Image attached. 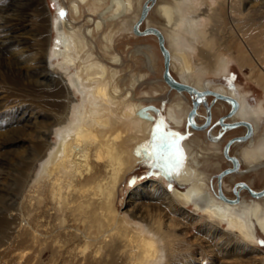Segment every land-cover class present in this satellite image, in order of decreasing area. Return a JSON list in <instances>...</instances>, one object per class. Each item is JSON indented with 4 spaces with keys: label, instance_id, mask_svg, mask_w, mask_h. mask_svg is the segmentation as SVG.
<instances>
[{
    "label": "bare ground",
    "instance_id": "6f19581e",
    "mask_svg": "<svg viewBox=\"0 0 264 264\" xmlns=\"http://www.w3.org/2000/svg\"><path fill=\"white\" fill-rule=\"evenodd\" d=\"M37 1L40 5L34 7ZM150 1L159 27L153 28L162 36L169 75L195 90L233 99L238 109H234L235 115L229 121L246 120L252 127L248 139L234 150L240 169L231 177L246 171L257 174L264 165V99L250 100L249 90L236 84L228 88L217 79L228 74L229 55L241 69L250 68L247 76L264 91V0ZM21 2L0 0V54L32 41L33 62L25 67H7L0 85H16L11 73L29 78L24 86L29 91L23 97L31 96V103L25 105L33 113V131L28 140L30 160L23 172V191L20 190V206L24 205L29 216L21 218L10 213L0 218V241L20 237L29 244H53L58 258L69 260L67 255H72L74 264H192L191 248L195 244L187 236V225L206 235L211 244L224 245L226 251L229 248L230 252L223 251L225 255L253 247L258 231L264 235V195L249 194L246 199L241 194L245 188L239 187L234 191L236 197L228 196L225 193L232 190V185L220 182L226 174L217 180L219 191L209 185L208 173L201 163L220 167L222 145L217 141H182L186 162L175 177L178 184L172 193L162 182L154 181L131 190L132 196L141 191L156 196L165 210L148 218L131 211L132 219L139 224L124 225L135 231L126 229L112 209L116 184L138 164L141 145L152 131L154 113L144 102L152 101L149 95H157L155 87L160 82L149 79L157 66L148 47L129 52L143 61L146 71L132 69L130 60L115 49L117 36H131L143 6L141 0H52L54 13L48 10L47 0ZM144 5L147 10L148 4ZM62 11L66 16L61 15ZM146 15L147 11L142 20L148 25L151 17ZM216 44L226 55L215 49ZM259 72L262 80L257 77ZM208 74L213 77L208 79ZM147 82L151 84L150 92L141 91L144 97L136 98L137 87ZM176 91L163 108L164 117L172 128L182 129L186 127L191 99L188 92ZM218 102L223 108L224 104L232 106L229 101ZM8 108L0 104V122L7 121L8 125L26 109L16 105ZM141 110H147V117L140 115ZM4 127L0 124V129ZM194 146L196 154L190 159ZM214 157L217 162L212 160ZM220 184L224 190H220ZM245 184L253 190L250 181ZM84 203L96 204L99 211L79 233L77 226H69V216H75L76 206ZM189 205L192 210L187 209ZM50 210L53 211L49 213ZM45 214L56 220L54 224L46 220L49 233L41 229ZM95 226L99 236L91 238ZM63 235L68 238L65 242L60 237ZM193 239L200 238L195 235ZM82 242L83 247H71ZM67 243L70 246L63 245ZM209 253L205 250L203 261L210 259ZM41 254L42 251L23 250L7 261L40 264Z\"/></svg>",
    "mask_w": 264,
    "mask_h": 264
},
{
    "label": "rangeland",
    "instance_id": "374dc122",
    "mask_svg": "<svg viewBox=\"0 0 264 264\" xmlns=\"http://www.w3.org/2000/svg\"><path fill=\"white\" fill-rule=\"evenodd\" d=\"M20 1H22L21 3H23V0H20ZM149 1L150 0H143V1L141 0L143 5L145 3L148 4V8L146 10L147 11L146 18L147 16L148 17L150 16L151 21L148 25H146V23H143V20H142L137 25L138 30H142L144 27H147V26L156 27L157 29L159 28L158 24L154 21V19L156 18V14L152 11V8H153L152 3H150L151 1L150 2ZM47 3H48L47 4L48 10L54 13L55 9L54 7H52V0H47ZM35 4H34V7L37 5H40L38 1ZM41 9H42V3H41ZM63 13H64L63 16H66V12H63ZM133 28H132V33L130 37H128L129 34L125 35L124 38H121L119 36L116 37L115 49L118 53L123 55V58H125V60L126 59L130 60L131 64L129 65H131L132 69H140L142 71L147 70V68L143 64V61L141 59L138 60L137 57H135L133 53L129 54V52L131 53L132 51L137 49V47L142 48V46L148 47V49H150L153 52V55L155 56L157 71L151 74L149 79L158 80L160 82L155 87V89L157 90V95L154 94L156 96H153V97H151L152 95H149L150 100L152 98L153 99L152 101L145 100L144 105L146 104L149 106L154 105L156 108L160 109V113L158 115H154V121L159 118H163L165 123L171 128V130L180 132L182 135L185 136L184 140L196 139L197 141V139H200L203 142H208L209 138H211L212 132H215L216 134L217 131H220V133H223L222 135L220 134V137H219L222 146L227 139L243 134L244 129L242 128L235 127L231 129L229 128L222 129L216 123V120L218 117H223L227 115V111L229 110L230 107L227 104H224L225 107L223 108L220 102H218V100H216L213 96L205 97L207 104L209 103L208 102L209 100L211 99L213 100V103L209 104L211 119L210 121H208V126L207 125L204 127L198 126L201 122H203V118H204V110L202 106L200 105L197 109L200 115L198 117H195L196 123H194L196 124L197 128H194V127L191 128L190 126H187V124L186 126L188 128L186 127H182V129L172 128L167 122L166 118L164 117L163 108L165 104L168 102V100L174 97L175 90L171 89L162 78L163 60H162V56L160 54V51L157 45L156 37L152 34L136 35L133 32ZM24 38H29V37L24 36ZM31 42L32 41L23 42L19 44V46L10 48V50H7L6 52H4V54H0V77L4 76V72L8 70L7 67L8 68L25 67V66H29L31 62H33L32 57H33V52H34L35 47L33 46V42L32 43ZM215 49L219 50L220 54L222 53L223 55H226V52L223 50V48L219 47L217 44H216ZM227 56L230 58L229 72L227 75L221 77V80L219 81L221 83L227 84L228 86L236 84V85L242 86L246 90H249L251 92V96L249 97L250 100L252 97L253 99H260V98L264 99V91L260 88L259 85L256 84V82H254L253 80H250V78L247 76V73L250 72V68L244 67L243 69H241L239 65L236 63V61L232 60V58L229 55ZM128 63L129 61L126 62V64ZM133 63L137 64V66H134ZM128 68H130V66H128ZM10 75L12 76L11 79L13 78L12 80L16 82V85L9 86V88H3L0 85V104L4 105V108L10 107L6 110H10L15 105L25 107L26 109L22 111L17 118L10 119V121L13 122L12 125H8L7 121L0 122V124L6 125V127L0 129V218L2 219H5L8 215H10V213L19 215L21 218L22 217L27 218V216H29V213L26 212L24 205L20 206L21 201H22L20 190L23 191L22 186L24 184V182L22 181L23 172H25L24 170L25 166L26 164H28L30 160V147H29L28 140H29V136L31 135L33 131V126L31 123V121L33 120L32 119L33 113L31 109L27 108L26 106L31 103L30 102L31 96H28L27 97L28 99L23 97L26 94L25 91L28 90V87H24V86H27L28 84L27 80H29V78L26 80L25 76L18 75L17 73L16 74L11 73ZM171 75L174 78H176L174 73H171ZM212 77H213L212 74L207 75L208 79ZM257 77L260 80H262L263 78L260 72L257 74ZM32 88H34V90H37V88L33 85H31V89ZM150 88H151V84L148 82L144 83L141 87L138 86L135 91V97L136 98L144 97L141 91L145 90V91L150 92ZM190 97H188L189 100H190ZM218 107H220L221 109H219ZM154 121H153L152 131L149 135V138H147V140L143 142L141 145V155L142 156H141L140 161L134 168H132L129 172L126 173L123 180L119 181L116 184L115 189L113 190L114 196H113V202H112V209L114 213L117 214L116 216H119L118 219L122 221V225L124 227H125L124 224H133V225L139 224L138 220L132 219L133 216L131 215V211L133 212L135 210L138 212L137 214H142L145 218L151 217L156 212L165 211L162 206L163 204L161 203L162 201L158 202L156 196H152V195L150 196V194H147L146 192L144 193L142 191L132 196L131 190H133L135 186L141 185V184L142 186H145L146 184H148L147 182H150V181L162 182V184L166 186V191L169 193H172L174 188L176 187V184H178L177 181L174 180L172 189L170 190L169 189L170 181L168 180V178L162 174L161 175L152 174L156 170L152 169L150 164L146 162L145 146L149 144L152 140L153 130L155 127ZM209 126L210 128H209L208 135H207L206 129ZM51 141H54V142L56 141V138L54 135H51ZM182 141H181V144H182ZM196 149H197V146H194L193 151L190 152V156H189L190 159L191 157L194 156V154H196L195 153ZM232 149H234V147L231 148V150ZM233 153H236V152L234 151ZM212 160L215 162L218 161L216 160L215 157L214 159L212 158ZM207 164H209V162ZM207 164L205 162L201 163L202 165L201 167L204 171L208 173L207 176H209L208 177L209 185H213V187H215V189H217L218 191L219 187H218L216 175L224 168L229 167L230 162L225 158L223 159L222 157L219 168H216L214 165L213 167H209L207 166ZM262 169H264V165L260 167V170L257 174H255L252 171H248V172L246 171L243 174L234 176V178L231 176L229 177L228 175L225 176L222 179L221 184L224 181L226 183H229L230 185H233V189L229 190V192L225 194L231 197H236L234 195V190L239 191V187H236V184L238 182L248 183L250 181L251 182L250 187L255 191H258L261 188H263L264 187V170ZM27 189L28 188L24 190L23 194L27 192ZM221 189L224 190V188L223 187L221 188V185H220V190ZM241 194L246 199H249L250 197L246 189H241ZM76 209L78 210L74 214L75 216L73 215L69 216V219H70L69 226L71 227L77 226L79 233L84 232L86 229V225H88L89 221H91L90 223H92V219L93 217H95V214L99 211V208L96 204L87 206L84 203L82 207L76 206ZM187 209L192 210L193 209L192 205H189ZM52 211L50 210L49 213ZM84 211H87L86 214H83L85 213ZM93 211H96V212H93ZM50 218L51 217L48 214L44 215V218L42 220L43 227H41L44 233L50 232V227L47 225L48 220H50L52 224L56 222L54 216L51 219ZM226 227H227L226 225H222L223 229H226ZM125 228L128 230L131 229V227H127V226ZM186 228H187V236H189V239H191L193 241V244H195L193 248H191L192 257H194V259H192L194 260L192 264H201V262H207L208 264H256V263L264 264V243H261L262 241H264V235L259 231H258L257 241L253 247L249 246L248 248L234 251V253H231V255H225L224 252L226 251L225 250L227 248L226 246L224 245L218 246V244H211L212 240L207 239L206 235L202 233H196L194 227H190V225L189 226L187 225ZM131 230L135 231L136 229L132 228ZM195 235L196 236L198 235L200 239H193ZM97 236H99V233H98V228L95 226L92 229L91 238H95ZM60 237H61L62 242H65L66 239H68V238H64V235ZM219 243H221V240H219ZM52 245L53 244H35L34 245V244H29L28 242H26L24 239H21L20 237L16 239L15 238L13 239V237H9L5 240L0 241V254H1L0 264H11L9 263L10 262L9 260L13 258L11 256H13L14 253H17L23 250L25 252L28 251L29 253H33L36 251H42V254H41L42 261L40 264H74L72 255H70V257L67 255V258L69 260H64L62 257L58 258L57 254L53 252ZM60 245L70 246V244L68 243L63 244V245L60 244ZM72 245L74 246L78 245L82 247L84 246L83 242L81 244H76V245L71 244V247ZM91 248H93V244L90 245V249ZM205 250L207 252L211 251V253H209L210 259L207 261H203L205 259L204 258ZM5 252L8 254H6ZM228 252H230V250ZM218 253H220V256H218ZM233 254H236V255H233ZM6 261L7 263H5ZM12 264H15L14 261H12Z\"/></svg>",
    "mask_w": 264,
    "mask_h": 264
},
{
    "label": "snow or ice",
    "instance_id": "6c2138e0",
    "mask_svg": "<svg viewBox=\"0 0 264 264\" xmlns=\"http://www.w3.org/2000/svg\"><path fill=\"white\" fill-rule=\"evenodd\" d=\"M61 15H64L63 11L61 12ZM214 95L220 94L214 93ZM233 105L234 108L238 109V104H236L235 101H233ZM140 115L142 117H147V110H141ZM231 115H235V111L230 112L229 116ZM207 119L210 121V115ZM224 119L225 118L222 117L221 120L217 121V123H223ZM154 124L155 127L153 130L152 140L145 146L146 162L150 164L152 169L156 170L152 174H162L168 178L170 181L169 189L171 190L175 177L181 173L183 165L186 162V153L181 146V141L185 139V136L180 132L171 130L163 118L155 120ZM245 124H248V121L242 120L234 124L225 125V127L231 129L238 125ZM222 134L223 133H221V135ZM217 139H219V137H217ZM239 140H241V138L237 137L234 138V141L232 142H237ZM229 159L234 158L229 157ZM193 195L195 196L196 194L193 193ZM218 195L222 196V193ZM261 243H264V241Z\"/></svg>",
    "mask_w": 264,
    "mask_h": 264
},
{
    "label": "water",
    "instance_id": "95a60500",
    "mask_svg": "<svg viewBox=\"0 0 264 264\" xmlns=\"http://www.w3.org/2000/svg\"><path fill=\"white\" fill-rule=\"evenodd\" d=\"M146 11V6L143 5L142 6V9H141V12H140V15H139V18L136 22V24L134 25V28H133V32L134 34L136 35H145V34H152L156 37V40H157V45H158V48H159V51H160V54L162 56V60H163V70H162V78L163 80L167 83V85L170 87V88H173L177 91H180V90H184L188 93H190L194 98L192 100V106L193 108L196 106L197 104V100L196 98H199V99H202L203 101V97L206 95V94H211L213 95L214 98H220V99H223V100H226V101H229L232 106H231V109L229 110V112L227 113V115H229L230 112H233L234 111V105H233V99L231 98H228L226 96H221V95H214L215 92H210V91H207V90H203V91H198V90H195L194 88L190 87V86H187L185 84H181L179 83L178 81H176L175 79H173L169 73H168V56H167V52L163 46V41H162V36L160 35V33L158 32L157 29L153 28V27H144L142 30H138L136 29V26L139 24L140 20H142L143 16H144V13ZM193 114V110L190 112V115H188V123L192 126H195L192 121H191V115ZM221 120L218 119V121ZM208 119L206 117L205 119V122L204 124H202L200 127L204 126L206 123H207ZM236 123V122H234ZM234 123H230V124H234ZM220 126L222 128H226L225 125H228L227 123L224 124V123H219ZM239 126V125H238ZM241 126H244L245 127V131L242 135H239V136H235L233 138H230L228 139L223 148H222V153L224 155L225 158H227L230 162H231V167L230 168H224L223 170H221L216 178L217 180H219L221 178L222 175L224 174H227V173H230V172H235L238 168V162L236 160L235 157L233 156H227V150H228V146L231 144L230 142L234 141V138H241V140L239 141H242V140H245L246 138H248L251 134V128H250V125L249 123L248 124H245V125H241ZM229 157H233L234 159H229ZM247 170V169H246ZM237 187H240V188H245L248 193L251 195V196H254V197H258V196H262L264 195V187L261 188L260 190L258 191H253V190H250L246 184L244 182H238L237 184ZM257 194H261V195H257Z\"/></svg>",
    "mask_w": 264,
    "mask_h": 264
},
{
    "label": "flooded vegetation",
    "instance_id": "af4514ba",
    "mask_svg": "<svg viewBox=\"0 0 264 264\" xmlns=\"http://www.w3.org/2000/svg\"><path fill=\"white\" fill-rule=\"evenodd\" d=\"M219 80H221V79H217V82H220ZM221 83V82H220ZM225 84V83H224ZM228 88H234V86L233 85H227V84H225ZM171 89H173V88H171ZM177 92V91H176ZM190 96H192L190 93H189V96L188 97H190ZM208 96H212V95H205L204 97H203V101H202V99H199V98H196V100L198 101L197 102V104H196V106L193 108V106H192V100H193V96L192 97H190V99H191V104H190V109H189V112H188V115H190V112L193 110V116L191 115V117H193V118H191V121H192V123L194 124V123H196L195 122V117H198L199 115H200V113H198V107L201 105L202 106V108H203V110H204V118H203V122H201L198 126L200 127L202 124H204V122H205V119H206V117L208 118L209 117V115H210V105L209 104H211V103H213V100L211 99V100H209L208 102V104H207V102H206V100H205V97H208ZM222 96V95H221ZM250 96H251V94H250ZM227 97V96H226ZM229 98V97H228ZM253 98V97H252ZM216 100H222V101H226V100H223V99H220V98H218V99H216ZM228 102V101H227ZM225 103V102H224ZM228 105V104H227ZM147 106V108H151L152 110L151 111H153V113H154V115H158L159 113H160V109L159 108H156V107H154V105H150V107L148 106V105H146ZM230 108H229V110L231 109V106L230 105H228ZM229 110L227 111V113L229 112ZM235 111V110H234ZM188 115H187V118H188ZM232 116V115H231ZM231 116H229V115H225V116H223V118H226V119H224V121H223V123L224 124H230V123H234V122H230L229 121V119L231 118ZM220 118H222V117H218L217 118V120H216V123H217V121H218V119H220ZM185 123L187 124V126H190L191 128L192 127H194V126H192V125H190L189 123H188V119H186V121H185ZM219 126H220V124L219 123H217ZM195 125V127L194 128H197V126H196V124H194ZM208 126V121H207V123L204 125V126ZM186 126V128H188ZM204 126H202V127H204ZM242 128V129H244L243 130V133H244V131H245V127L244 126H241V125H239V126H236V128ZM209 128H210V126L206 129V134L208 135V131H209ZM220 128H222L221 126H220ZM222 129H226V128H222ZM251 129H252V127H251ZM187 130V129H186ZM251 132H252V130H251ZM220 131H217L216 132V134L214 133V132H212L211 133V138H209V140H211V141H213V142H216L217 141V143H221L220 142V138L219 139H217V137H220ZM242 135V134H241ZM213 137V138H212ZM217 139V140H216ZM230 139V138H229ZM248 138H246L245 140H242V141H246ZM228 140V139H227ZM226 140V141H227ZM225 141V142H226ZM242 141H237V142H232L231 144H230V146H229V149H228V155L229 156H235V154L233 153L234 151V149L240 144V142H242ZM225 142H224V144H225ZM236 143V144H235ZM224 144H223V146H224ZM238 144V145H237ZM223 146H222V148H223ZM234 147V149H232L231 150V148H233ZM221 152H222V149H221ZM231 152H232V154H231ZM222 155V157H223V159L225 158L224 157V155H223V153H221ZM236 157V156H235ZM225 159H227V158H225ZM228 160V159H227ZM229 161V160H228ZM230 162V161H229ZM230 166L229 167H231V162H230V164H229ZM238 169H240L239 167H238ZM233 173H235V172H230V173H228V174H226V175H224L222 178H221V181H222V179L225 177V176H232V174ZM228 177V178H229ZM220 181V182H221ZM221 185V184H220ZM222 186V185H221ZM237 187V186H236ZM236 187H235V189H236ZM232 189H233V185H232ZM219 191V190H218ZM234 191H236V190H234ZM234 195H235V193H234ZM236 196V195H235Z\"/></svg>",
    "mask_w": 264,
    "mask_h": 264
}]
</instances>
